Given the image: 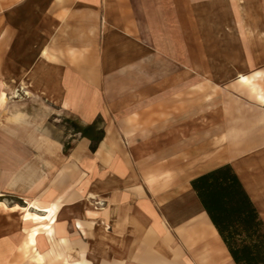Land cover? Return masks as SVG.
<instances>
[{"label": "crops", "instance_id": "0c3cea01", "mask_svg": "<svg viewBox=\"0 0 264 264\" xmlns=\"http://www.w3.org/2000/svg\"><path fill=\"white\" fill-rule=\"evenodd\" d=\"M252 4L256 14L264 0H0V74L7 61L18 60L11 53L29 27L42 40L30 47L33 60L24 74L36 94L81 127L103 121L104 137L94 152L79 134L69 154H63L61 143L54 147L49 164H62V177L55 191L47 192L45 206L28 202L42 216L19 206L1 207L33 224L24 248L35 264L44 261L37 252L39 237L51 241L59 209L76 205L83 209L81 222L75 223L80 235L94 224L113 228L118 244L137 237L133 242L140 243V251L120 259L234 264L190 182L231 166L264 221V28L258 20L247 25L246 5ZM167 16L172 30L161 28ZM197 32L206 36L201 59L175 55L171 60L161 52V35H173L178 44ZM167 67L173 68L168 76L162 73ZM200 78L221 84L222 90L215 101L207 90L204 103L192 97L195 101L176 106L191 117L189 130L195 135L187 144L175 142L174 158L161 166V112L172 103L165 84H174L177 97L183 85H197ZM198 114L207 117L205 123L192 118ZM198 132L205 134L198 138ZM218 132L239 136L213 138ZM29 188L37 186L30 182ZM86 196L92 204L82 203ZM154 244L161 246L158 253L151 252ZM68 259L63 261L89 264Z\"/></svg>", "mask_w": 264, "mask_h": 264}, {"label": "rangeland", "instance_id": "374dc122", "mask_svg": "<svg viewBox=\"0 0 264 264\" xmlns=\"http://www.w3.org/2000/svg\"><path fill=\"white\" fill-rule=\"evenodd\" d=\"M254 6L253 4L246 5L248 7L245 15L247 25L258 20L264 28V4L256 14L252 13ZM255 16L256 18H252ZM161 28L172 30V21L168 16L161 21ZM257 30L259 31L260 28L257 27ZM197 33L192 37L182 36L181 43L178 40V44L174 43L173 35H161V52L171 60H174L175 55L178 60H188L190 57L201 59L206 36ZM40 40V37L30 34L28 27L22 42L21 40L18 42V50L16 53L14 50L11 53V57L16 54L18 60L16 62L13 59L7 61L5 69L0 74V96L2 93L5 94V99L0 100V254L5 256L0 264H35L31 260L32 252L24 248L26 232L33 224L21 220L20 212L7 213L1 207L2 205L7 208L19 206L28 209L30 213L42 216L44 213L37 211L34 207H29L28 202L45 206L42 202H45L47 192L55 191V184L61 179V173H63L60 169L62 164L60 166L49 164V160L54 159V147L57 143H61L63 154H69L78 136V134H73L72 130V123L75 121L59 111L58 107L52 103L40 98L36 94V86L31 85L28 77L24 75L29 70L27 66L33 60L34 54L30 52V47L40 45L42 43ZM213 54L219 55L220 53L215 51ZM172 70L173 68L167 67L162 73L168 76ZM200 80L202 78L199 79L197 85H187V87L183 85L182 94L177 97L172 94L174 84L168 81L165 84V94L167 98L171 97L170 105L173 103L175 105L171 108L167 105V108L161 112V166L167 165V161L174 158L171 156L175 152L172 146L175 142L187 144L195 135L189 130L191 117L180 114L176 108L183 107L185 102L195 101L196 98L197 101L204 103L206 97L202 99L201 96L207 90L210 98L213 96L215 101L217 92L222 90L221 84L208 85L205 82L201 83ZM164 89L162 88L161 91ZM192 97L195 99H191ZM210 98L209 102H212ZM192 118L200 125L205 123L207 117L198 114ZM97 120L99 127L102 128L103 121ZM203 134L205 132H198L197 137L200 138ZM223 134L230 139L239 136L237 132H218L213 134V138ZM240 134L245 135V133ZM198 142L201 143V140ZM65 146L70 149L65 151ZM164 170H167L166 167L163 168ZM87 172L85 171L86 174ZM30 182L34 183L37 188L31 190ZM59 198V202L62 203V195H59ZM85 198L82 203L90 201L92 204L93 199H88L87 196ZM82 213V206L79 205L64 206L59 209L55 224L57 234L51 241L44 235L37 240V252L43 256V264H66L63 259L67 256L70 263L85 260L89 264H101L104 261L113 262V264H139L128 258L120 259L121 256H128L127 252L140 251V243L133 242L137 237L128 236L126 243L118 244L111 237V233L115 231L113 228L109 226L100 228L94 224L86 226L87 232L80 235L75 228V223L81 222ZM91 220L93 221L92 217ZM101 233H103L102 238L99 236ZM61 238L65 239V243L60 242ZM96 238L98 242H95ZM159 247H161L160 244H154L151 252L158 253ZM58 254L60 257L57 260Z\"/></svg>", "mask_w": 264, "mask_h": 264}, {"label": "trees", "instance_id": "16d2710c", "mask_svg": "<svg viewBox=\"0 0 264 264\" xmlns=\"http://www.w3.org/2000/svg\"><path fill=\"white\" fill-rule=\"evenodd\" d=\"M72 130L90 141L91 152L104 137L98 120L86 127L72 123ZM190 186L234 264H264V221L231 166L198 176Z\"/></svg>", "mask_w": 264, "mask_h": 264}, {"label": "bare ground", "instance_id": "6f19581e", "mask_svg": "<svg viewBox=\"0 0 264 264\" xmlns=\"http://www.w3.org/2000/svg\"><path fill=\"white\" fill-rule=\"evenodd\" d=\"M22 217V216H21Z\"/></svg>", "mask_w": 264, "mask_h": 264}]
</instances>
